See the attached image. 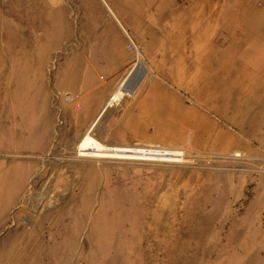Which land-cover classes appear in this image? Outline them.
Returning <instances> with one entry per match:
<instances>
[{"label":"rangeland","instance_id":"374dc122","mask_svg":"<svg viewBox=\"0 0 264 264\" xmlns=\"http://www.w3.org/2000/svg\"><path fill=\"white\" fill-rule=\"evenodd\" d=\"M105 1L0 0V264H264V77L188 92L203 0Z\"/></svg>","mask_w":264,"mask_h":264},{"label":"crops","instance_id":"0c3cea01","mask_svg":"<svg viewBox=\"0 0 264 264\" xmlns=\"http://www.w3.org/2000/svg\"><path fill=\"white\" fill-rule=\"evenodd\" d=\"M203 2L201 10H199L200 5L197 4L194 6V9L197 11L195 16L197 21L193 24L194 32L192 35L177 36L171 40H162L171 41L168 44L173 45L172 51L178 56L179 62L176 64L177 67L179 63H183V68L192 69L193 71L196 70L197 73L195 72L194 75L200 74L204 77L201 82V87L194 88L193 86H187L184 89L188 92H210L212 91L211 80L213 76H223L226 74L228 76H236L239 75L238 72L241 69L247 70L245 74L240 73V75H245L248 79L255 76H261L259 78H263L264 65L261 66L262 68L259 70V73L254 69L256 62L262 58L259 56L260 53L254 49L253 44L257 43L253 41L258 42L264 40V18L260 19L259 14L261 9L256 7L254 0H203ZM201 11L203 12L202 18H200ZM213 28H219L221 31L218 43L214 39V36H212ZM101 53H105V50L100 49L99 45H95L92 51L93 58L101 61L103 59L101 58V55H103ZM191 54L197 57L193 65L189 63L190 60L188 59ZM109 55V58L115 59L112 54L109 53ZM243 56L247 57V62L243 61ZM126 70L127 68L125 72ZM235 87L233 91L236 92L261 91L264 89V82L260 86L241 83ZM108 101L102 108L99 116L108 107ZM90 113L89 116L91 115ZM83 121L84 118H81V122ZM95 121L91 124L87 132L92 128ZM233 154L241 155L238 150L233 151ZM258 204L264 206V199H258ZM252 222V230L255 231L249 236L264 238V216L256 213L255 219ZM244 233L241 232V235H244ZM240 245L238 243L236 246L240 247ZM240 250L243 251L244 249Z\"/></svg>","mask_w":264,"mask_h":264},{"label":"built area","instance_id":"2783aa9c","mask_svg":"<svg viewBox=\"0 0 264 264\" xmlns=\"http://www.w3.org/2000/svg\"><path fill=\"white\" fill-rule=\"evenodd\" d=\"M103 2V4L105 5V7L107 8L109 14L111 15L112 18H114L115 20H118L116 15L114 14V12L112 11V9L109 7V5L107 4V2L105 0H101ZM124 37H125V41H126V47L128 48V50L132 51L134 54L135 53H139L140 55L142 54L141 51V47L136 43V41L134 40L133 36L131 35V33L126 29V30H122ZM64 98L67 100L72 101L74 99V97L70 94V93H65L64 94Z\"/></svg>","mask_w":264,"mask_h":264},{"label":"bare ground","instance_id":"6f19581e","mask_svg":"<svg viewBox=\"0 0 264 264\" xmlns=\"http://www.w3.org/2000/svg\"><path fill=\"white\" fill-rule=\"evenodd\" d=\"M117 102V101H116ZM113 103H112V101L110 100V98H109V101H108V106H110V105H112Z\"/></svg>","mask_w":264,"mask_h":264}]
</instances>
